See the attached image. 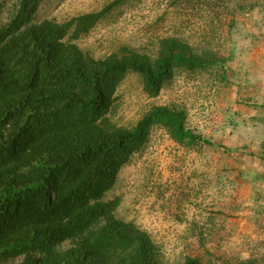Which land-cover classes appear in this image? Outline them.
Instances as JSON below:
<instances>
[{
    "label": "rangeland",
    "instance_id": "374dc122",
    "mask_svg": "<svg viewBox=\"0 0 264 264\" xmlns=\"http://www.w3.org/2000/svg\"><path fill=\"white\" fill-rule=\"evenodd\" d=\"M16 1L0 0V20ZM110 4L75 40L94 57L153 58L158 41L174 36L189 54L223 60L174 66L154 96L136 72L115 83L106 111L115 124L132 127L152 106L167 105L184 112L185 128L197 136L178 140L151 125L106 191V199H119L115 216L149 235L157 264L189 257L264 264V0H38L31 18L62 22Z\"/></svg>",
    "mask_w": 264,
    "mask_h": 264
},
{
    "label": "trees",
    "instance_id": "16d2710c",
    "mask_svg": "<svg viewBox=\"0 0 264 264\" xmlns=\"http://www.w3.org/2000/svg\"><path fill=\"white\" fill-rule=\"evenodd\" d=\"M37 1L17 0L0 20V264H157L149 235L116 217L119 199L105 194L151 125L163 124L178 140L197 136L185 128L184 112L167 105L119 126L106 113L110 94L129 71L154 96L174 66L223 60L189 54L174 36L158 41L153 58L94 57L75 40L112 4L62 22L33 21ZM183 264L204 263L189 257Z\"/></svg>",
    "mask_w": 264,
    "mask_h": 264
}]
</instances>
